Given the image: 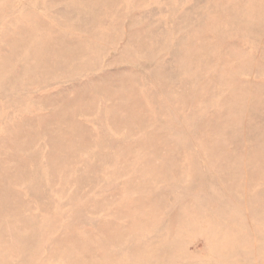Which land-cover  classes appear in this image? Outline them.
Here are the masks:
<instances>
[{"label": "rangeland", "instance_id": "374dc122", "mask_svg": "<svg viewBox=\"0 0 264 264\" xmlns=\"http://www.w3.org/2000/svg\"><path fill=\"white\" fill-rule=\"evenodd\" d=\"M0 264H264V0H0Z\"/></svg>", "mask_w": 264, "mask_h": 264}]
</instances>
